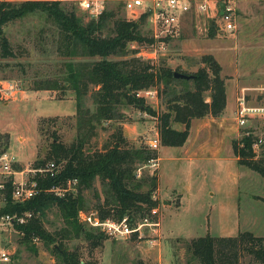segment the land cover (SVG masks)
<instances>
[{
  "label": "rangeland",
  "instance_id": "obj_1",
  "mask_svg": "<svg viewBox=\"0 0 264 264\" xmlns=\"http://www.w3.org/2000/svg\"><path fill=\"white\" fill-rule=\"evenodd\" d=\"M10 1L19 3L23 0ZM234 3L237 26L235 38L216 32L217 19L212 18L211 13H193L183 23L181 20L178 37L169 40L165 49H157L155 54H151L152 49L138 44L137 50H133L135 52L128 57L138 58L137 52L146 53L145 59L151 60L150 64L193 73L200 67L199 58L215 48L217 52L224 53L221 59L227 62L237 61L238 53L242 55L253 49L261 55L260 66L264 70V0ZM61 6L67 12L74 13L82 25L97 20V17L80 7L78 0H61ZM103 11L113 14L114 18L107 20L102 36L112 35L115 19L129 21L130 15L123 9V0H107ZM211 29L213 37L210 36ZM139 31L147 35L144 26ZM59 33L57 26L39 12L27 14L3 28L13 57L0 58V81L13 82L18 92L11 100L0 103V143L2 147L7 146V152L22 170L42 161L50 150V144L56 141L55 138L68 146L78 136L75 104L72 103L74 92L64 80L70 62L93 59L84 58L79 52L68 55V50L59 41ZM118 59L109 57V60ZM39 82H56L59 89L36 91ZM230 85L227 89L231 105ZM263 85V76L239 84L247 88ZM169 89L178 91L180 86H171ZM92 90L90 88L82 98L83 109L87 110L89 117L95 112ZM153 90L156 98L146 99L145 103L155 112L161 113L165 110L167 96L159 90ZM246 93L244 96L249 101L257 95L258 90ZM118 112L120 119L93 123L94 131L86 139V153L104 149L119 129L128 146L150 149L148 143L155 138L154 133L157 131L156 119L125 104L118 108ZM248 129L252 130L255 137H264V119H248L246 125L240 128L239 137L242 131ZM151 151L160 158L157 172L146 165H139L136 179L147 180L157 173L159 194L156 189L153 196L158 205L151 213L155 215L154 222L159 224L158 228L142 226L149 222L146 220L148 216L143 220L135 217L132 223L131 219L128 223L131 228L140 225L138 233L126 239L106 237L95 249L81 238L62 240V245L68 251L78 253L82 264H199L189 251L191 240L207 235L235 237L237 228L264 234V180L258 174L243 167L238 186H233L231 177L238 174L234 163H224L222 168L213 161L203 162L204 166L199 161L190 163L183 155L182 147L159 146L158 150ZM254 151L257 159H264V144ZM73 188L75 191V186ZM148 189L146 184L140 191ZM82 198L85 206L82 211L96 213V207L103 204L105 186L97 178L90 189L82 192ZM41 221L50 234L64 228L61 214L55 206L44 210ZM21 237L14 228L0 233V249L9 253V262L6 264H60L52 245L47 246L38 239L25 242ZM238 259L239 264H258L242 248L238 252Z\"/></svg>",
  "mask_w": 264,
  "mask_h": 264
},
{
  "label": "trees",
  "instance_id": "obj_2",
  "mask_svg": "<svg viewBox=\"0 0 264 264\" xmlns=\"http://www.w3.org/2000/svg\"><path fill=\"white\" fill-rule=\"evenodd\" d=\"M37 12L45 14L57 26L61 35L59 41L68 50V55L79 52L84 58L93 59L70 62L67 65L68 75L64 82L74 92L78 131L76 140L66 146L55 138L56 141L50 144L45 158L34 163V168L49 161L61 166L55 178L36 179L41 189L65 186L68 180L74 179L77 184L75 191L61 197L42 191L22 204L12 202L11 186L8 185L6 205L1 212L32 213L28 223L16 227L22 241L31 242L36 238L47 246L52 245L60 264H82L78 253L68 251L62 245V240L81 238L89 247L95 249L106 239L104 234L82 225L77 217L85 209L82 192L90 189L97 178L105 186L103 204L96 207V214L102 220H121L127 217L132 223L135 217L143 220L148 216L146 220L156 223L155 215L151 212L158 205L152 199L157 189V176L154 174L147 180L136 179L137 167L157 158L156 153L147 147L128 146L120 129L104 149L86 153V139L94 131L93 123L120 119L118 108L125 104L156 119L161 147H182L188 139L193 121L223 115L226 106L225 79L221 75L220 64L210 54L199 58L200 67L193 73L150 64L149 61H141L134 56L129 58L135 52L129 50L131 43L149 45L153 42L148 34L144 36L139 31L144 24V18L137 21L115 19L112 35L105 37L102 36V31L107 20L114 18L113 14L103 11L97 20L82 25L74 13L62 8L61 0H23L19 3L0 0V58L13 57L3 28L27 14ZM212 30L211 37L214 34ZM109 57L119 59L114 61L109 60ZM174 73L190 75L193 78L178 79L174 77ZM177 85L180 90L169 89ZM90 88L93 89L91 99L95 112L89 117L87 110L83 109L82 98ZM58 89L56 82H39L35 88L36 91ZM149 89L159 90L167 96L163 112H155L146 105L144 99L136 97L137 92ZM175 125L182 126V130L175 129ZM256 140L252 130L242 131L241 137L232 142V151L239 166L258 174L264 180V159H257L253 150ZM146 184L149 189L141 192V187ZM262 201L264 202L263 199ZM50 206L59 210L64 222V228L54 234L47 233L41 221L44 210ZM240 248L255 262L264 264V237H255L249 232L226 238L207 235L189 243L191 256L199 264H239Z\"/></svg>",
  "mask_w": 264,
  "mask_h": 264
},
{
  "label": "built area",
  "instance_id": "obj_3",
  "mask_svg": "<svg viewBox=\"0 0 264 264\" xmlns=\"http://www.w3.org/2000/svg\"><path fill=\"white\" fill-rule=\"evenodd\" d=\"M235 0H123V9L130 15L129 21H137L144 18L143 26L146 28L148 37L152 39L151 44H147L152 49L151 54H155L157 49H165L169 40L178 37L181 27V20L189 14L211 13L216 20V32L221 35H233L236 30V7ZM105 0H78L80 7L89 11L98 18L102 13ZM138 44L133 42L129 45L132 50H137ZM149 55V54H148ZM137 57L150 61L146 58V53L137 52ZM257 97L260 101L249 106L244 95L237 100V110L235 113L238 125L244 127L248 119H264V85L258 87ZM18 92V87L11 81H0V103L12 99ZM137 98L155 99L156 93L153 89L143 90L136 93ZM264 144V137H257L253 144V150ZM150 150H158L160 143L158 136L149 141ZM158 158L150 159L146 167L157 170ZM17 161L7 152V146L2 147L0 143V233L10 228L16 229L23 226L32 218V213H2V209L7 201V186H11L10 199L13 203L22 204L33 199L40 192L53 193L56 196H63L65 193L74 190L77 181L68 180L65 186L41 189L38 187L37 178H55L59 173V166L49 161L38 168L29 167L25 170L17 167ZM71 186L72 189H71ZM156 201V197L152 196ZM79 222L85 227L104 234L114 239H126L132 234L138 233L140 225L131 228L128 218L121 220H102L96 213L80 211L78 213ZM142 226L157 227L158 223L147 222ZM156 231V230H154ZM36 241L37 239H33ZM9 262L8 251L0 249V264Z\"/></svg>",
  "mask_w": 264,
  "mask_h": 264
},
{
  "label": "crops",
  "instance_id": "obj_4",
  "mask_svg": "<svg viewBox=\"0 0 264 264\" xmlns=\"http://www.w3.org/2000/svg\"><path fill=\"white\" fill-rule=\"evenodd\" d=\"M236 2H250L254 0H235ZM240 5V4H238ZM245 7V5H244ZM189 15L183 17V20H187ZM192 18V16L190 17ZM195 18V17H194ZM198 18V17H197ZM196 18V19H197ZM236 33L233 34L234 38L236 37ZM183 38V36H182ZM209 38V37H208ZM253 48V47H252ZM251 48V49H252ZM244 50H247L246 48ZM217 48L215 50L209 51L208 54L212 55L215 60L220 64L222 71L221 75L225 79V88H226V106L224 109V113L222 116L218 118L207 117L201 120H195L191 124L190 133L187 141L182 146L183 155L188 159L190 163L193 162H201V166H204L203 162L213 161L222 168L224 163L226 164H236L238 174L233 175L232 184L233 186L236 184L238 186V181L242 174L241 169L242 166H239L238 159L234 156L232 151V142L239 138L240 136V126L238 125L235 113L237 110V100L240 96L247 94L246 92H254L258 87H240L239 84L241 81H249L254 79H260L263 76L264 78V70L261 68V55L259 56L256 51L250 50L245 51L244 53H238L236 57L237 61L227 62L225 59H221L224 56V53L217 52ZM235 60V59H234ZM239 83V84H238ZM230 85V89L232 91V104L230 105L228 89L227 86ZM247 100V99H246ZM260 101V98L257 95L250 100H247V104L249 106H254ZM75 104V101L73 102ZM76 113V104L75 110ZM124 125V124H123ZM175 129L182 130V126L175 125ZM155 137L157 135V131L154 133ZM158 161L160 158L158 157ZM244 169V168H243ZM157 172V171H156ZM155 172V175L157 173ZM234 179V180H233ZM159 194V189H157ZM168 204L167 202H165ZM239 224V214L236 217V225ZM241 232H249L253 234L255 237H264V234L260 235L252 231H242L237 228V235ZM232 235V234H228ZM236 235V236H237ZM221 237V236H219ZM226 238V237H221ZM190 243V241H189Z\"/></svg>",
  "mask_w": 264,
  "mask_h": 264
},
{
  "label": "water",
  "instance_id": "obj_5",
  "mask_svg": "<svg viewBox=\"0 0 264 264\" xmlns=\"http://www.w3.org/2000/svg\"><path fill=\"white\" fill-rule=\"evenodd\" d=\"M174 77L178 79L191 80L193 77L190 75H184L181 73H174Z\"/></svg>",
  "mask_w": 264,
  "mask_h": 264
}]
</instances>
